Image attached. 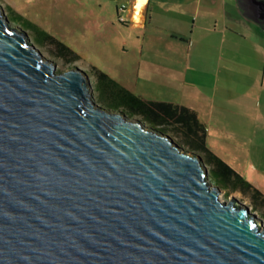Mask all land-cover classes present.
Returning a JSON list of instances; mask_svg holds the SVG:
<instances>
[{
    "label": "water",
    "instance_id": "1",
    "mask_svg": "<svg viewBox=\"0 0 264 264\" xmlns=\"http://www.w3.org/2000/svg\"><path fill=\"white\" fill-rule=\"evenodd\" d=\"M0 264H264V225L0 7Z\"/></svg>",
    "mask_w": 264,
    "mask_h": 264
},
{
    "label": "crops",
    "instance_id": "2",
    "mask_svg": "<svg viewBox=\"0 0 264 264\" xmlns=\"http://www.w3.org/2000/svg\"><path fill=\"white\" fill-rule=\"evenodd\" d=\"M129 1L131 64L97 66L110 99L131 116L136 96L194 109L208 147L264 193V0Z\"/></svg>",
    "mask_w": 264,
    "mask_h": 264
},
{
    "label": "rangeland",
    "instance_id": "3",
    "mask_svg": "<svg viewBox=\"0 0 264 264\" xmlns=\"http://www.w3.org/2000/svg\"><path fill=\"white\" fill-rule=\"evenodd\" d=\"M0 7L7 18L17 27L26 31L31 41L41 51L45 58L56 65L58 72H64L74 67L85 70L89 76L95 101L111 111L128 113L131 119H139L147 126L160 129L171 135L183 149L198 154L210 175L211 165L206 161L205 154L192 149L185 142L183 135L167 126H156L152 121L142 116H131L132 111L121 107V103L107 98L97 92V78L94 74L97 66L112 68L117 72L122 64H131L134 57V45L141 36L138 28L129 24L128 0H0ZM136 15V14H135ZM125 21H123L122 20ZM137 21L139 16H133ZM27 21L47 31L56 39L64 42L72 50L66 56L59 55L58 48L49 40L41 44L36 39V32L29 28ZM133 21V20H132ZM134 22V21H133ZM173 131V132H172ZM220 189V198L230 201L234 198L248 205L264 225V212L255 207L252 199L240 192L214 182Z\"/></svg>",
    "mask_w": 264,
    "mask_h": 264
},
{
    "label": "trees",
    "instance_id": "4",
    "mask_svg": "<svg viewBox=\"0 0 264 264\" xmlns=\"http://www.w3.org/2000/svg\"><path fill=\"white\" fill-rule=\"evenodd\" d=\"M27 23L29 28L36 32V39L41 44L49 40L57 46L59 55L66 56L72 53L70 47L64 42L56 39L47 31L40 29L34 23L30 21H27ZM94 74L96 78L98 77V87L101 95L111 98L106 88L102 85L105 80L117 83L107 73L98 68ZM135 98L138 101V104L134 105L136 106L135 110L142 114L144 118L152 121L156 126H167L171 130L177 131V133L183 135L185 142L192 149L205 154L206 161L211 165L209 176L214 182L232 190H239L252 199L255 207L262 208L264 212V193L208 147L206 139L207 127L199 119L194 109L166 101H150L137 96Z\"/></svg>",
    "mask_w": 264,
    "mask_h": 264
},
{
    "label": "bare ground",
    "instance_id": "5",
    "mask_svg": "<svg viewBox=\"0 0 264 264\" xmlns=\"http://www.w3.org/2000/svg\"><path fill=\"white\" fill-rule=\"evenodd\" d=\"M144 3H145V0H140L139 4L137 6L138 11H140V12L142 11Z\"/></svg>",
    "mask_w": 264,
    "mask_h": 264
},
{
    "label": "built area",
    "instance_id": "6",
    "mask_svg": "<svg viewBox=\"0 0 264 264\" xmlns=\"http://www.w3.org/2000/svg\"><path fill=\"white\" fill-rule=\"evenodd\" d=\"M122 20H123V18H122ZM124 21V20H123Z\"/></svg>",
    "mask_w": 264,
    "mask_h": 264
}]
</instances>
